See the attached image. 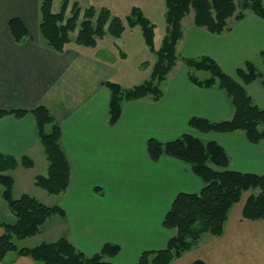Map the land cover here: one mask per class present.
Returning a JSON list of instances; mask_svg holds the SVG:
<instances>
[{
  "label": "crops",
  "instance_id": "0c3cea01",
  "mask_svg": "<svg viewBox=\"0 0 264 264\" xmlns=\"http://www.w3.org/2000/svg\"><path fill=\"white\" fill-rule=\"evenodd\" d=\"M13 17L21 18L28 28L23 42H17L11 33ZM229 22L231 29L221 34L197 26L193 20L183 22L184 34L177 45L180 59L161 84L163 96L126 101L120 119L112 125L111 91L103 82L126 85L118 78L120 69L114 62L95 52L99 42L95 47L72 42L65 51H56L40 33V0H0V109L47 106L61 126V144L71 163L67 190L50 194L37 186L35 177L47 172L48 160L34 115L0 117V153L19 161L7 171L15 179L14 196L29 193L65 211V216L54 214L47 219L37 234L45 237L17 240L20 247L65 236L92 255L104 244L113 243L120 246L117 255L107 257L113 264H134L143 251L165 248L174 234L164 226L173 201L180 192H199L204 182L189 163L177 157L164 154L153 160L148 152L150 138L166 142L188 132L206 141L216 140L230 157L229 168L264 173L263 141H250L242 130L202 132L190 125L193 117L210 121L231 118L234 109L223 90L201 87L190 80L186 57L214 58L264 108L262 82H245L237 74L247 61L260 69L263 66L264 18L249 12L244 19ZM127 30L122 37H113L121 50L119 42ZM25 155L33 160L31 167L23 165ZM18 185L21 190L16 192ZM250 193L245 192L232 207L222 235L204 234L197 246L171 264H194L197 260L204 264H264V219L243 215ZM15 221L16 216L9 222ZM3 232L0 226V234ZM0 264L36 262L12 251Z\"/></svg>",
  "mask_w": 264,
  "mask_h": 264
},
{
  "label": "trees",
  "instance_id": "16d2710c",
  "mask_svg": "<svg viewBox=\"0 0 264 264\" xmlns=\"http://www.w3.org/2000/svg\"><path fill=\"white\" fill-rule=\"evenodd\" d=\"M166 35L159 48L155 46V27L139 6H134L126 20L115 14L107 6L87 7L82 15V7L76 0H62L58 11L53 10L54 0H40V33L45 43L52 49L63 52L74 42L83 47H95L106 35L120 38L127 28L140 25L146 43L157 54V61L146 83L131 88L119 82H103L111 91L109 104L110 123L120 119L126 101L150 96L159 100L163 96L161 84L174 69L179 54L177 45L183 37V19L194 12L193 22L211 33L221 34L231 29L230 19L239 21L253 13L264 18V0H166ZM70 12L68 13L69 7ZM9 27L14 39L23 42L29 31L23 20L13 17ZM75 35L73 36V34ZM122 51V50H121ZM124 54V52L122 51ZM264 64V50L261 51ZM189 78L201 87H217L230 99L234 113L231 118L210 121L193 117L190 125L202 132L229 133L237 130L245 132L252 142H264V108L248 93L244 85L223 70L212 57H186ZM197 71H207L201 78ZM238 76L245 82L261 79L264 74L251 61L237 69ZM32 113L35 117L37 134L48 160L47 172L35 177V184L50 194H60L67 190L71 182V163L61 144L62 129L50 110L39 105L31 110L0 109V117L13 114L23 117ZM51 129L48 130L47 126ZM148 152L153 160L168 154L189 163L193 171L202 178L204 185L199 192H180L165 216L164 226L174 231L167 246L162 249L145 250L134 264H171L186 251L197 246L204 234L220 236L232 207L243 194L250 191L243 208V215L249 219H264V173L243 172L229 168L230 157L216 140H204L185 132L178 138L162 142L156 138L148 140ZM24 166L31 167L33 160L23 156ZM19 161L11 155L0 153V192L10 210L16 216L14 223L0 219L4 232L0 234V260L9 252L31 256L36 264H113L107 257H114L120 246L106 243L96 253L87 255L78 249L67 237L43 242L33 247H20L17 240L40 233L49 217L54 214L65 216V211L57 205L43 203L35 196L24 193L15 197V179L7 173ZM194 264H204L197 260Z\"/></svg>",
  "mask_w": 264,
  "mask_h": 264
},
{
  "label": "rangeland",
  "instance_id": "374dc122",
  "mask_svg": "<svg viewBox=\"0 0 264 264\" xmlns=\"http://www.w3.org/2000/svg\"><path fill=\"white\" fill-rule=\"evenodd\" d=\"M62 0H54V11H58L61 6ZM82 7V14L87 7L95 6L101 8L107 6L113 10V12L126 20L127 16L131 14V10L134 6H139L145 16L150 19L151 23L155 27V46L159 48L166 35V13L167 2L166 0H76ZM69 7L68 13L70 12ZM194 12L191 11L182 22L185 24L192 23ZM127 21V20H126ZM233 22V20L231 21ZM127 33L125 38L119 42L124 54L119 46H115L113 43V37L106 35L99 40L98 47L94 48L95 52L100 56L106 58L120 69L118 78L123 80L125 88H131L139 84L146 83L151 79V74L154 69V65L157 61V54L153 52L150 46L146 43L143 35V30L140 25L131 27L127 23ZM75 33L73 34V36ZM92 49V48H91ZM180 58L178 57V60ZM177 60V61H178ZM177 64V63H176ZM176 66V65H175ZM180 66V65H178ZM180 67H178L179 69ZM260 69V68H259ZM264 74V64L260 69ZM204 75L207 77L209 72L200 71L198 76ZM204 78V77H202ZM261 81V79L259 78ZM262 82V81H261ZM263 84V83H262ZM262 107V106H261ZM17 176H19L17 174ZM20 185V184H19ZM17 187V191H20V187ZM247 194V193H246ZM15 218L14 213L10 210L9 205L5 198L0 193V219L3 221H11ZM37 235L34 238H39ZM31 240V239H28Z\"/></svg>",
  "mask_w": 264,
  "mask_h": 264
}]
</instances>
